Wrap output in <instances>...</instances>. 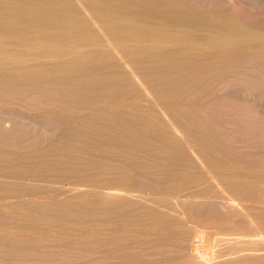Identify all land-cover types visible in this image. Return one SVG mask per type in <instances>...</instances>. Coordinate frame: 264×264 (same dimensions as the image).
<instances>
[{"label":"bare ground","instance_id":"bare-ground-1","mask_svg":"<svg viewBox=\"0 0 264 264\" xmlns=\"http://www.w3.org/2000/svg\"><path fill=\"white\" fill-rule=\"evenodd\" d=\"M223 1L0 0V264H264V158L212 105L262 125L264 0ZM207 199L239 201L235 247Z\"/></svg>","mask_w":264,"mask_h":264},{"label":"rangeland","instance_id":"rangeland-1","mask_svg":"<svg viewBox=\"0 0 264 264\" xmlns=\"http://www.w3.org/2000/svg\"><path fill=\"white\" fill-rule=\"evenodd\" d=\"M224 1L229 2V4H228L229 6L230 5L232 6V3H236L235 0H224ZM226 2H224V3L227 4ZM212 105H213V109L215 110V117H214L215 119L214 120H215V124L217 126L216 136L221 140V142H223L224 148L228 149L229 151L235 153L236 155H238L240 157H245L248 159L249 158H251V159L262 158L263 159L264 158L263 156H261V157H259V156L264 151V119L260 120L262 125L260 127L257 126V128L254 131L255 132L254 134H251V135L248 134L250 136V137L248 136V139H250V141H248V140H246L247 135L245 134L243 128L236 127L234 125L225 124V117L223 115L221 105L218 104L217 102H215V104L213 103ZM262 106H263V110H264V105H262ZM257 110L258 111L260 110L259 112L263 113L261 106H260V108L258 107ZM2 116L4 117V115H2ZM2 116L0 118H3ZM5 118H6V116H5ZM17 120L20 121V119H17ZM25 122H26V119L23 120L22 125H24L23 123H25ZM1 123H2V121H1ZM8 123H10V122H8V120H6V119L4 120V118H3L2 126L8 127ZM26 123L29 124L28 121ZM24 126H29V125H24ZM32 127H33V129L35 128L34 130H35L36 134H37V132L39 133L37 135H41L45 139L51 138V135H50L51 133L48 131V129L46 130L43 126L32 123L29 128L32 130ZM252 135L254 137L251 138ZM263 170H264V166H263ZM158 188H159V182L149 180L147 182L146 189H144V191L141 193L142 197L145 200H147L154 193L158 194L159 193ZM148 189H150V190H148ZM259 189H260V195H259L260 198H258V199H259V202L261 201V203H259V204H261V206L263 205V208H264V184L260 185ZM234 201H235V203H234ZM233 203L237 204V203H239V201L237 202V200H232V201H229L228 203H220L218 201H212L210 199H207L203 202V204H204L203 208L194 211V214L196 216H200L203 219H206L207 222L211 219L214 220L216 223L219 222L220 224L217 223L218 226L220 225V227H222V228L224 226V229H226L227 225H229V226H227V229H230V227H231L230 223H231L232 227L235 226L234 229L239 230L242 227H244V225L242 226L243 219L241 220V217H243V216L237 215L236 211L234 210ZM242 203L244 204V202H242ZM248 203H249L248 201H247V203L245 202V205ZM230 213H231V215L235 214L234 216H236V215L237 216L236 217H234L233 215L231 216V215H229ZM229 216H230V218H229ZM226 218H229L228 219L229 221L226 220ZM238 218H239V220H238ZM224 220H225L226 225L224 224ZM207 222L203 225L204 231H206V232H208L210 230V227H209L210 225ZM237 224H239L240 226ZM232 227H231V230L233 229ZM194 228H196V227H194ZM227 229H226V231L219 234L218 237H215V240L218 241L219 243H221L226 248L235 247L238 243L237 236H236V234L229 232V230H227ZM145 245L144 246L141 245V246H143L141 248L144 249V251H142V250L141 251H142L143 255L145 254V257L149 254H153V258H155V259L161 257L159 254H157L156 251L153 252L154 249H152L150 245H146V246ZM170 251L172 252V251H174V249H172ZM104 264H116V260L115 259H108L104 262Z\"/></svg>","mask_w":264,"mask_h":264}]
</instances>
